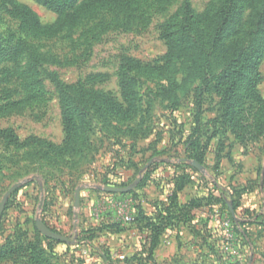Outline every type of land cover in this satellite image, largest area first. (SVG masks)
<instances>
[{
	"label": "rangeland",
	"instance_id": "rangeland-1",
	"mask_svg": "<svg viewBox=\"0 0 264 264\" xmlns=\"http://www.w3.org/2000/svg\"><path fill=\"white\" fill-rule=\"evenodd\" d=\"M16 1L55 32L31 35L0 7V131L35 142L0 140V203L25 182L0 219V264H264V135L253 139L264 127V106L243 89L251 75L222 119L215 83L206 92L189 60L168 63L161 38L186 1L203 14L215 13L222 0H105L85 11L88 0H77L62 16L34 0ZM261 7L245 6L239 20H252L259 31ZM125 59L145 68L131 72L138 105L124 117L89 93L127 109L120 88ZM258 71L264 99V59ZM52 77L74 86L76 102L86 107L72 143ZM33 79L47 101L17 105ZM139 179L128 193L105 191ZM175 195L180 211L190 212L188 222L164 231L153 252L152 232L139 231L144 223L126 225L116 215L122 207L155 218ZM37 219L69 241L46 237Z\"/></svg>",
	"mask_w": 264,
	"mask_h": 264
},
{
	"label": "trees",
	"instance_id": "trees-1",
	"mask_svg": "<svg viewBox=\"0 0 264 264\" xmlns=\"http://www.w3.org/2000/svg\"><path fill=\"white\" fill-rule=\"evenodd\" d=\"M34 1L62 16L73 8L77 0ZM104 1L88 0L85 3L84 11ZM254 4L255 6H262L259 12L255 14L257 23L254 16V23H256L257 28L259 27V31L254 29L252 20L246 25L242 20H239L243 8ZM0 7L7 16L18 21L20 27L31 35L38 37L55 32V27H43L37 13L16 0H0ZM60 24L63 27L64 22L61 21ZM263 25L264 0H222L215 13L207 10L203 14L195 13L189 1H186L181 11L172 16L162 29L161 38L168 47L166 60L168 63L177 59L189 60L191 64L189 71L201 80V88L206 92L212 89L211 87L215 83V88L222 97V115L220 117L222 119L227 118L230 109L234 106L245 75H251L247 81V86L243 88L247 97L264 106V99L258 96L256 89L260 81L259 66L264 59ZM261 34L263 37H259ZM144 68L140 63L131 59H125L121 66L120 88L123 101L127 106L124 111L118 110L98 93L89 94L102 99V103L110 106L113 113L124 117L130 115L136 111L138 105L137 93L130 75L131 72ZM52 83L62 95L61 104L65 132L68 141L72 143L79 137L80 124L83 122L86 107H82L80 102H76L73 95L76 92L74 86L67 85L55 77H52ZM45 101H47V91L40 80L33 79L25 89L24 98L17 105L40 104ZM263 128L255 135L254 140L264 135ZM0 140H8L18 147H27L35 143L31 139L20 142L12 131H0ZM179 190H182V187H179ZM185 208L187 209L188 206ZM177 212L179 213L177 214ZM184 212L180 211L178 197L175 195L169 206L155 218L142 215L141 212L135 216V223L139 225L144 223L143 226L140 225L141 231L152 232L151 252L156 248L162 233L174 226L175 222L184 218L187 224L190 212Z\"/></svg>",
	"mask_w": 264,
	"mask_h": 264
},
{
	"label": "water",
	"instance_id": "water-1",
	"mask_svg": "<svg viewBox=\"0 0 264 264\" xmlns=\"http://www.w3.org/2000/svg\"><path fill=\"white\" fill-rule=\"evenodd\" d=\"M25 182L22 183H17L14 185L4 196L3 200L0 203V219L2 217V214L4 212V209L6 207V204L8 202V199L10 196L18 189L20 188ZM140 183V179L136 181L135 184L131 185L130 187H127L125 189H114V188H105V191L111 192V193H128L131 190H133L138 184ZM81 188L77 189L76 195H75V208L78 209L80 207V196ZM43 204V199L41 200V206ZM232 211V210H231ZM77 221H78V213L75 212V230L77 229ZM36 225L39 231H41L46 237L52 239V240H57V241H62V242H68V238L57 235L56 233H53L50 229H48L43 222L40 219L36 220Z\"/></svg>",
	"mask_w": 264,
	"mask_h": 264
},
{
	"label": "built area",
	"instance_id": "built-area-1",
	"mask_svg": "<svg viewBox=\"0 0 264 264\" xmlns=\"http://www.w3.org/2000/svg\"><path fill=\"white\" fill-rule=\"evenodd\" d=\"M116 215H117L118 219L123 224H126V225H131L135 221V217L133 216V214L132 213H126L124 208H122V207L116 211ZM224 226L229 227L230 222L225 221Z\"/></svg>",
	"mask_w": 264,
	"mask_h": 264
},
{
	"label": "crops",
	"instance_id": "crops-1",
	"mask_svg": "<svg viewBox=\"0 0 264 264\" xmlns=\"http://www.w3.org/2000/svg\"><path fill=\"white\" fill-rule=\"evenodd\" d=\"M173 197H174V196H173ZM173 197L164 200V201H163V202H164L163 204H168V205H169V204H170V201H171V199H172ZM178 203L181 204V202H180V198H179V197H178ZM185 203H187V202H185ZM94 210H95V213H96V212L98 211V208H95ZM95 215H96V214H95ZM97 217H100L99 214L97 215ZM139 231H141V230H139Z\"/></svg>",
	"mask_w": 264,
	"mask_h": 264
}]
</instances>
